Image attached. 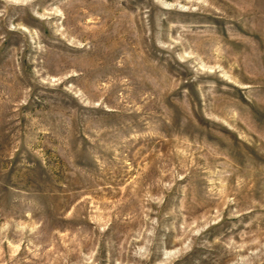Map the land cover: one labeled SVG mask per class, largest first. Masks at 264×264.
I'll return each instance as SVG.
<instances>
[{
	"label": "rangeland",
	"instance_id": "rangeland-1",
	"mask_svg": "<svg viewBox=\"0 0 264 264\" xmlns=\"http://www.w3.org/2000/svg\"><path fill=\"white\" fill-rule=\"evenodd\" d=\"M0 264H264V0H0Z\"/></svg>",
	"mask_w": 264,
	"mask_h": 264
}]
</instances>
